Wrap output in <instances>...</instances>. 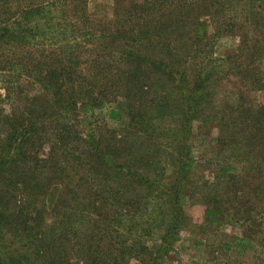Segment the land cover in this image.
<instances>
[{"label":"trees","instance_id":"trees-1","mask_svg":"<svg viewBox=\"0 0 264 264\" xmlns=\"http://www.w3.org/2000/svg\"><path fill=\"white\" fill-rule=\"evenodd\" d=\"M88 1L0 0V82L4 97L11 91L14 99L19 98L24 88L35 86L48 90L51 96L47 105H40V99H23L29 105L0 117V237L6 235L9 240L18 237L16 257H11V251L7 256L3 252L7 247L0 241V264H117V260L124 264L128 259L138 264H159L162 249L152 251L141 245L136 251L132 244L126 245L120 239L123 234L132 233L118 234L115 229L120 224L116 210L131 203L125 195L130 184L126 177L136 174L131 167L136 168L143 158L115 162L128 155L127 145H120L113 136L105 139L103 146L98 145L102 143L99 137L89 136L86 142L69 126L58 123V113L67 112L76 119L78 114L103 111L106 106L97 100L92 88L98 74L94 62V76L86 83L90 84L87 92L90 100L83 103L74 96L72 91L81 89L85 82L76 76L72 65L68 66L71 56L67 49L76 51L79 41L92 44L93 51L104 61L111 58L113 46L118 59L131 67L128 73H123L126 86L116 87L117 95L128 98L126 94L122 96L128 83L131 96L144 97L146 101L130 117L123 112L127 106L124 99L110 101L104 112L109 121L127 125L138 137H145V141L154 140L158 134L150 123L149 107L154 106L157 112L167 98L181 99L182 104L170 108L187 113L179 127L174 126L184 139L191 120L203 110V95L199 92L214 76L218 60L211 55V45L216 37L236 31L235 23L227 21L229 0H112L111 18L117 28L112 34H101L86 25L90 16L86 10ZM247 2L254 5L264 0ZM114 34L121 42L119 45H112ZM171 38L179 41L177 46ZM238 44L240 53L235 60L239 57L245 60L236 63L240 79L247 78L253 90H264L261 75L254 72L256 79L250 80L247 77L250 72L241 68L245 62L258 60L256 66L264 63L261 60L264 49H260L257 41L248 42L243 36L238 38ZM184 45L189 48L186 55L181 54ZM228 61L229 56L221 60L225 64ZM73 82L79 87L73 86ZM180 84L186 87L182 90ZM194 87L199 89L197 95ZM244 104L239 103L238 110L250 113L252 107L244 108ZM260 118L257 109L251 120L256 122ZM51 136L53 142L47 143ZM85 142L88 150L81 145ZM42 144L47 146L46 158H37ZM91 144L96 146L90 148ZM189 166L190 162L179 165V181L185 178L181 168ZM9 186L11 189L7 190ZM13 192H18V198L11 195ZM168 192L173 199L177 197L176 190ZM173 208L177 213L176 203ZM84 212L94 215L96 220L86 216L89 230L83 244H72L69 250L62 247L63 240L70 234L73 237L72 231L83 222ZM204 215L208 220L212 218V209L204 211Z\"/></svg>","mask_w":264,"mask_h":264},{"label":"rangeland","instance_id":"rangeland-1","mask_svg":"<svg viewBox=\"0 0 264 264\" xmlns=\"http://www.w3.org/2000/svg\"><path fill=\"white\" fill-rule=\"evenodd\" d=\"M248 2H227L230 6L226 12L227 21L235 23L236 31L216 37L211 45V55L218 60L214 76L205 85L206 88L199 92L203 95V110L191 120L184 139L179 137L177 128L187 113L170 108L173 104H182L181 99L167 98L166 104L160 101L163 108L157 112L154 106L149 107L148 115L152 117L150 123L154 133L158 134L154 135V140L145 141V137H138L127 125L109 121L104 112L110 101L124 99L127 106L123 112L129 117L135 115L139 104L144 105L146 101L144 97L133 98L128 83L126 92L122 91V96L126 94L128 98L117 95L116 87L120 89L126 86L123 73H128L131 67L118 59L113 46L110 48L111 58L104 61L93 51L92 44L79 41L76 51L67 49V54L72 57H69L71 64L68 66L72 65L76 76L82 77L83 84L85 82L80 86L81 89H75L72 93L83 103L90 100L87 94L90 84L86 83L91 82L90 78L94 76V62L98 74L94 76L97 83L92 88L95 89L97 100L105 103L106 108L78 114L76 119L73 114L61 112L57 114L58 123L69 126L71 131L82 135L86 142L89 136L99 137L102 143L98 145L103 146L105 139L110 140L113 136L120 141V145H127L128 155L115 162L131 160L132 157L143 158L136 168L131 167L136 174L126 177L130 184L125 195L131 203L116 210V220L120 224H116L115 229L118 234L126 231L132 233L123 234L120 238L126 241V245L132 244L135 248L142 245L152 251L162 249L159 264H264V90H253L247 78V82L240 79L236 63L244 59L239 57L235 60L236 54L240 53V36L248 42L257 41L260 49H264V2L254 5ZM111 7L112 0H89L86 10L90 16L86 17V25L97 33L112 34L117 26L111 18ZM256 26L258 32H255ZM113 36L112 45H119L121 42L117 41L115 34ZM171 42L177 46L179 41ZM68 46H71L70 42ZM188 50L184 45L181 54L186 55ZM147 54L152 55L150 52ZM262 54L261 60L264 62V51ZM226 56H229V61L225 64L221 60ZM248 60L251 58L248 57ZM255 63L245 62L241 66L250 72L251 76H247L250 80L256 79L254 72L264 78V63L259 66ZM72 80L75 79L72 77ZM72 84L78 86L76 82ZM16 85L18 87V82ZM180 85L182 90L186 87L185 84ZM195 88L193 90L197 95L199 89ZM165 91L168 92V89ZM10 93L4 97L0 82V117L29 105L23 99H40V105L49 104L51 99L48 90L36 86L24 88L17 100ZM241 93L243 96L239 95ZM239 103H245L244 108L252 107L251 112H240ZM257 109L261 118L252 122V115H256ZM174 126L178 127L175 129ZM51 142L52 136L47 143ZM86 142L81 145L88 150ZM95 146L91 144L90 148ZM46 151L47 146L43 145L37 158H46ZM187 162H190L189 168H181V175H185V178L179 181L178 167ZM132 181L138 183L132 184ZM169 189L177 191L175 199L169 194ZM11 195L18 198V192ZM173 203L177 204V213ZM210 209L213 219L208 220L204 211ZM87 215L96 220L94 215L84 212L83 222L72 231L74 238L70 234L63 240L62 247L69 250L72 244H83L89 230L86 226ZM45 219L47 223L51 221L49 217ZM0 241L7 247L3 251L7 256L10 251L11 257L18 254V237L9 240L5 235L0 237ZM69 259L74 262L72 256ZM116 262L122 264L120 260ZM124 264L138 263L128 259Z\"/></svg>","mask_w":264,"mask_h":264}]
</instances>
